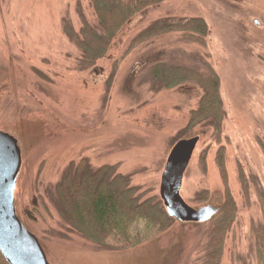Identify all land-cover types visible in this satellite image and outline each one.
<instances>
[{"label": "rangeland", "instance_id": "rangeland-1", "mask_svg": "<svg viewBox=\"0 0 264 264\" xmlns=\"http://www.w3.org/2000/svg\"><path fill=\"white\" fill-rule=\"evenodd\" d=\"M200 15L203 43L180 30L128 48L156 19ZM97 19L90 0H0V130L12 134L21 164L15 211L41 243L50 264H201L214 217L174 219L163 231L124 248L99 244L59 212L55 190L84 158L89 169L114 164L140 198L158 194L173 142L198 134L180 194L192 206L219 205L229 191L235 215L219 264H258L254 229L264 223V0H160L130 18L103 55L83 65L64 31ZM159 59L219 77V138L203 121L187 124L200 87L166 86L152 73ZM224 148L226 178L216 151Z\"/></svg>", "mask_w": 264, "mask_h": 264}, {"label": "trees", "instance_id": "trees-1", "mask_svg": "<svg viewBox=\"0 0 264 264\" xmlns=\"http://www.w3.org/2000/svg\"><path fill=\"white\" fill-rule=\"evenodd\" d=\"M158 1L90 0L97 27L83 17L79 30L73 29L69 21L63 24L65 33L80 50V62L85 66L103 55L111 38L130 18ZM172 30H180L194 42L203 43L208 26L200 15L175 20L156 19L132 38L128 48ZM159 60L153 64L152 73L163 84L173 86L190 81L201 89L197 106L190 110L187 124L191 126L203 121L219 138L223 107L217 72L204 60L201 69ZM223 151V146L219 145L215 157L225 179ZM136 189L135 185L129 184L128 176L117 171L114 164L105 163L89 169L84 158L77 162L73 171L66 170L55 186L59 212L70 226L89 239L113 248L135 245L163 231L175 219L166 211L159 194L140 198ZM218 206L213 215L207 249L200 257L201 264H219L226 232L235 215V201L229 191ZM253 248L258 264H264V223L254 229ZM0 264H9L1 252Z\"/></svg>", "mask_w": 264, "mask_h": 264}, {"label": "water", "instance_id": "water-1", "mask_svg": "<svg viewBox=\"0 0 264 264\" xmlns=\"http://www.w3.org/2000/svg\"><path fill=\"white\" fill-rule=\"evenodd\" d=\"M199 135L177 138L170 147L160 172L158 194L166 211L178 220L205 221L219 206L194 207L180 194L186 166ZM21 164L17 139L0 130V252L9 264H50L37 236L15 211L14 187Z\"/></svg>", "mask_w": 264, "mask_h": 264}]
</instances>
